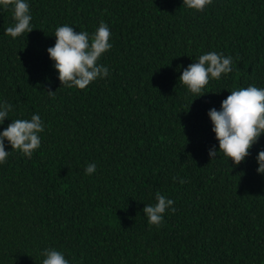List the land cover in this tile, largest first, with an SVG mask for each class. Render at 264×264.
I'll return each mask as SVG.
<instances>
[{
  "label": "trees",
  "instance_id": "trees-1",
  "mask_svg": "<svg viewBox=\"0 0 264 264\" xmlns=\"http://www.w3.org/2000/svg\"><path fill=\"white\" fill-rule=\"evenodd\" d=\"M29 8L33 29L16 39L4 32L11 9H0V100L12 104L10 119L35 112L45 129L31 158L6 144L0 264H40L45 247L69 264H264V175L254 160L264 134L237 166L210 160L217 142L206 115L228 90L264 87V0H212L202 12L182 0ZM100 21L112 33L98 61L109 76L83 90L60 85L45 51L55 28L92 33ZM207 51L231 55L233 70L191 101L180 70ZM156 193L176 209L159 227L142 213Z\"/></svg>",
  "mask_w": 264,
  "mask_h": 264
},
{
  "label": "clouds",
  "instance_id": "clouds-1",
  "mask_svg": "<svg viewBox=\"0 0 264 264\" xmlns=\"http://www.w3.org/2000/svg\"><path fill=\"white\" fill-rule=\"evenodd\" d=\"M186 9L202 12L212 4V0H182ZM11 9L13 23L4 29L12 39L24 36L33 29L29 0H0V9ZM112 33L104 21H100L95 31H74L73 25L61 24L54 30V44L46 48L60 85L83 90L91 82L104 79L110 69L98 63L103 54L112 48ZM233 57L217 51H207L180 70V83L192 100L205 92L210 80H219L233 70ZM229 94L220 101L219 108H209L206 115L211 124L216 145L209 147L207 155L211 159L218 155L226 158L231 166H237L249 155V150L259 137L264 134V87L254 84L238 86L228 90ZM53 93V91H49ZM191 103V102H190ZM189 103V104H190ZM13 110L11 103L0 100V125L8 119L10 122L0 129V164L10 155L5 150L6 144L11 150L18 151L22 156L31 158L41 146V133L45 123L38 113L30 118L10 119ZM257 174L264 175V149L256 152L254 157ZM97 169L95 162L84 167V174L91 175ZM173 180L185 181L172 177ZM155 203L143 204L142 213L150 226L159 227L164 221V214L175 212L174 201L156 193ZM40 264H69L62 251L54 247L39 250Z\"/></svg>",
  "mask_w": 264,
  "mask_h": 264
}]
</instances>
